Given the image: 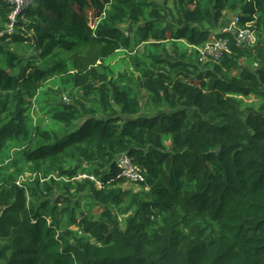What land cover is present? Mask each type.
I'll return each instance as SVG.
<instances>
[{
  "label": "trees",
  "instance_id": "obj_1",
  "mask_svg": "<svg viewBox=\"0 0 264 264\" xmlns=\"http://www.w3.org/2000/svg\"><path fill=\"white\" fill-rule=\"evenodd\" d=\"M168 1L0 0V264H264V0Z\"/></svg>",
  "mask_w": 264,
  "mask_h": 264
},
{
  "label": "built area",
  "instance_id": "obj_2",
  "mask_svg": "<svg viewBox=\"0 0 264 264\" xmlns=\"http://www.w3.org/2000/svg\"><path fill=\"white\" fill-rule=\"evenodd\" d=\"M13 6V10L9 15L10 25L8 27V32L12 31L13 21L16 15L23 9L29 7L33 0H8ZM239 18L234 17L230 22L229 26L224 29L221 33L218 31L213 32L210 39L205 44L196 47L198 52V57L201 62H205L211 59L217 60L222 52H227V43L224 39V33H231L234 35L236 42L239 45L253 46L255 44V35L250 31L249 24L245 28L239 26ZM116 165L120 170L121 177L127 182L139 185V183L144 181V174L131 162L129 157L125 154L119 155L116 159ZM74 180L89 179L90 181H95L94 177L88 174L79 173L74 178ZM97 186L100 187V183L96 182Z\"/></svg>",
  "mask_w": 264,
  "mask_h": 264
},
{
  "label": "rangeland",
  "instance_id": "obj_3",
  "mask_svg": "<svg viewBox=\"0 0 264 264\" xmlns=\"http://www.w3.org/2000/svg\"><path fill=\"white\" fill-rule=\"evenodd\" d=\"M162 8L168 12L167 10L170 9L171 7H173V3L172 1H168L166 3H164L163 5H161ZM88 16L90 15L89 13L87 14ZM226 17L227 19L229 20V18L232 17V14H229V13H226ZM233 19V18H232ZM199 47V46H198ZM110 65H112L113 67L119 69V71H125V70H129L130 67H129V62H128V59L127 57L124 55V53H118L117 55H115L114 57H112L110 60ZM143 94V93H142ZM62 101L64 102H67L65 100V98H61ZM246 101H255L254 98H250L249 100H246ZM142 115H145V114H149L148 112L146 111H142L141 112ZM30 116L33 120V124L35 125H38L42 119L44 118L40 111L37 109V108H32L31 111H30ZM166 142V141H165ZM11 144V143H10ZM166 144V147L168 148L170 145H169V141L167 140V142L165 143ZM19 146H12V145H9L8 146V150H9V153L10 155L14 156L15 155V151H16V148H18ZM91 170V168H89ZM22 180H26L25 177L22 178ZM124 185V186H123ZM122 186L125 187V188H129V189H132L134 192L135 191H138L139 190V186L135 185L134 183H131V182H125ZM82 200H80L81 202Z\"/></svg>",
  "mask_w": 264,
  "mask_h": 264
},
{
  "label": "water",
  "instance_id": "obj_4",
  "mask_svg": "<svg viewBox=\"0 0 264 264\" xmlns=\"http://www.w3.org/2000/svg\"><path fill=\"white\" fill-rule=\"evenodd\" d=\"M57 104H59V105H66V103L63 102L62 100H60Z\"/></svg>",
  "mask_w": 264,
  "mask_h": 264
},
{
  "label": "clouds",
  "instance_id": "obj_5",
  "mask_svg": "<svg viewBox=\"0 0 264 264\" xmlns=\"http://www.w3.org/2000/svg\"><path fill=\"white\" fill-rule=\"evenodd\" d=\"M122 155V154H121ZM118 157V156H117ZM117 159V158H116ZM115 163H116V160H115ZM137 186V185H136Z\"/></svg>",
  "mask_w": 264,
  "mask_h": 264
}]
</instances>
